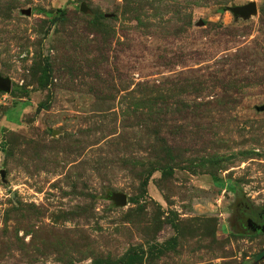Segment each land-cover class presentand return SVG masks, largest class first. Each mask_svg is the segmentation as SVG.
Returning a JSON list of instances; mask_svg holds the SVG:
<instances>
[{
	"label": "rangeland",
	"instance_id": "1",
	"mask_svg": "<svg viewBox=\"0 0 264 264\" xmlns=\"http://www.w3.org/2000/svg\"><path fill=\"white\" fill-rule=\"evenodd\" d=\"M0 77V264H264V0H0Z\"/></svg>",
	"mask_w": 264,
	"mask_h": 264
},
{
	"label": "water",
	"instance_id": "2",
	"mask_svg": "<svg viewBox=\"0 0 264 264\" xmlns=\"http://www.w3.org/2000/svg\"><path fill=\"white\" fill-rule=\"evenodd\" d=\"M231 12L237 17L248 18L250 15L256 13V6L254 3H249L242 7H235L231 9ZM10 88V80L0 77V91L8 93ZM115 198L119 201L120 205H124V197L122 195H116ZM260 213L264 215V209H261ZM243 221L245 222V227L251 232H256V230L264 232L262 227L256 226L250 219H244Z\"/></svg>",
	"mask_w": 264,
	"mask_h": 264
},
{
	"label": "flooded vegetation",
	"instance_id": "3",
	"mask_svg": "<svg viewBox=\"0 0 264 264\" xmlns=\"http://www.w3.org/2000/svg\"><path fill=\"white\" fill-rule=\"evenodd\" d=\"M244 219H250L253 223H255L256 226L262 227L264 229V215L260 213L259 211H253V212H241L238 214L237 222L240 225V228H242L244 231L250 232V233H264L261 230H256V232H251L245 227Z\"/></svg>",
	"mask_w": 264,
	"mask_h": 264
},
{
	"label": "trees",
	"instance_id": "4",
	"mask_svg": "<svg viewBox=\"0 0 264 264\" xmlns=\"http://www.w3.org/2000/svg\"><path fill=\"white\" fill-rule=\"evenodd\" d=\"M44 67H45V72H46V81H45V83H42L41 84V86H46L47 84H46V82H47V80H48V78H49V74H50V65H49V63H48V61H46L45 60V65H44ZM46 105L45 104H40L38 107H37V109H36V112H40V110H42L44 107H45ZM142 186H143V188H145L146 186H147V180H144L143 181V184H142Z\"/></svg>",
	"mask_w": 264,
	"mask_h": 264
}]
</instances>
